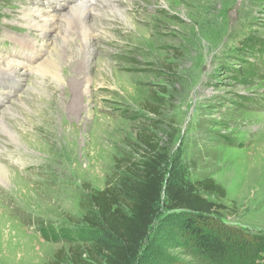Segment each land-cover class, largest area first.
I'll return each instance as SVG.
<instances>
[{"label":"rangeland","instance_id":"rangeland-1","mask_svg":"<svg viewBox=\"0 0 264 264\" xmlns=\"http://www.w3.org/2000/svg\"><path fill=\"white\" fill-rule=\"evenodd\" d=\"M76 2L0 0V75L17 81L0 86V122L15 141L24 135L12 142L0 130V165L15 175L0 178V264L85 256L91 191L133 179L146 142L168 157L166 176L177 162L189 182L211 178L225 190L209 198L217 214L192 228L238 258L230 240L241 238L219 223L264 237V71L245 70L264 49V0H97L65 22ZM45 15L60 20L47 22H57L41 39L47 55L36 29L49 27ZM11 35L40 50L33 66L8 59ZM165 204L134 264H213Z\"/></svg>","mask_w":264,"mask_h":264},{"label":"trees","instance_id":"trees-1","mask_svg":"<svg viewBox=\"0 0 264 264\" xmlns=\"http://www.w3.org/2000/svg\"><path fill=\"white\" fill-rule=\"evenodd\" d=\"M257 42H248L247 49L254 50ZM260 43V42H259ZM264 44V43H263ZM249 46V47H248ZM260 50V49H259ZM258 50V51H259ZM259 58L256 53L250 57L256 64L248 61L247 73L251 70L264 71V49ZM263 52V53H262ZM149 153L145 161L136 168V175L120 188L106 187L102 191H91L89 202L91 214L87 225L94 231L89 245L81 253L70 257V264H134L140 256L142 245L147 240L155 221L162 196L165 209L175 211L186 218L190 237L197 239L209 256L215 257L213 264H264V237L243 235L229 230L219 223L223 232L236 235L241 242H230L240 251L238 258L231 259L233 252L221 243L214 234L199 228H192L194 221L205 222L207 216L217 214L220 207L209 198L222 200L225 190L213 179L189 182L185 170L179 163L173 165L166 176L169 159L159 153L156 146L146 142ZM238 239V238H237ZM218 254V255H217ZM64 260L55 259L47 264H60Z\"/></svg>","mask_w":264,"mask_h":264},{"label":"bare ground","instance_id":"bare-ground-1","mask_svg":"<svg viewBox=\"0 0 264 264\" xmlns=\"http://www.w3.org/2000/svg\"><path fill=\"white\" fill-rule=\"evenodd\" d=\"M79 1V2H78ZM97 0H77V2L75 3V5H72V6H70L71 7V9H73V10H76V12L75 11H72L70 14H72V15H69V17H67V19H65V17L66 16H62L63 18H64V20H65V22H70L73 18V14H76V16L78 15V17L80 18L81 17V15H83L84 13H87V12H89L90 10H91V8H89L90 6H92L91 4H95V2H96ZM106 2V1H105ZM38 3H39V0H38ZM107 3V2H106ZM103 5V4H102ZM49 10V9H48ZM45 12H48V11H44L43 13H45ZM30 15V17H31V14H28V16ZM37 15V14H36ZM75 16V17H76ZM40 17V16H39ZM61 17V19H63ZM42 18V17H41ZM38 19V18H37ZM40 19V18H39ZM44 19L46 20V22L45 23H47V22H49V21H51V20H53V19H56V18H54V16L53 15H45L44 16ZM28 21V20H27ZM34 21V20H33ZM36 21V20H35ZM56 21H57V19H56ZM58 21H60V20H58ZM57 21V22H58ZM41 22V21H40ZM52 22V21H51ZM57 22H55L54 24H50V23H47V24H50L49 25V27H45L44 28V25H40L39 24V27L38 28H36V29H38L39 31H40V39H39V43L38 44H40V45H46L47 46V43H48V45L49 46H51V44L49 43V41H47V42H43V41H41V39H47V36H46V30H48V29H51V28H56L57 27ZM42 24V23H41ZM85 25V24H84ZM83 27V26H82ZM88 27V26H87ZM86 27V29H85V34H86V36L85 37H89V29ZM45 43V44H44ZM44 46H43V48H41V50H42V52L44 51ZM46 46H45V52L44 53H46V55H47V53H49V52H47V48H46ZM51 51V50H50ZM55 51H56V49H53V53H55ZM59 52V51H58ZM84 52V51H83ZM87 52H88V50H87ZM60 53V52H59ZM52 54V51H51V53H50V55ZM49 55V56H50ZM59 55V54H58ZM46 62V61H45ZM81 64H82V62H81ZM11 64H9V62L6 64V68L7 69H10V70H14L15 71V68H18V67H14L13 65L12 66H10ZM14 65H15V63H14ZM23 65V67L24 68H27V66H25L24 64H22ZM5 66V65H4ZM16 66V65H15ZM19 66V65H18ZM55 66V64H54V61H53V57L51 56L50 58H48V60H47V62L46 63H44V65L43 66H41V67H44L43 68V70H45V71H47L46 69L47 68H52V67H54ZM33 68V67H32ZM39 68V65H36L33 69H36V70H39V71H41L40 69H38ZM27 69H29V68H27ZM23 70V69H22ZM13 71V72H14ZM49 71H51L50 69H49ZM5 72V71H4ZM23 73V72H22ZM25 74V73H24ZM27 74V73H26ZM12 76V75H11ZM75 100V99H74ZM77 102V101H76ZM75 103V102H74ZM74 106V105H73ZM60 109V108H59ZM4 113V112H3ZM59 114V110H58V108H56V109H54V111H53V114ZM54 114V115H55ZM1 116V115H0ZM13 116V115H12ZM11 116V117H12ZM2 117V116H1ZM13 118V117H12ZM0 121H1V118H0ZM5 121V120H4ZM17 122V121H16ZM4 124H6V123H4V122H0V130H2L4 133H7V136L9 137V140H11L12 142L13 141H15V138L12 136L13 135V133L10 131L9 133L8 132H6V126H4ZM9 126V125H8ZM11 127V126H10ZM34 130H36V126H34ZM14 132V131H13ZM1 133V132H0ZM15 136H16V139H17V141H15V142H18V143H22L23 142V138H24V135H17V134H15ZM25 137H27V136H25ZM27 166H28V164H27ZM30 167V166H29ZM34 168V167H33ZM49 169V168H48ZM0 174L2 175L0 178H5V181L6 180H9L10 181V184L12 183V179L15 177V175H14V177H13V174L11 173V171L9 170V169H7V168H5V167H3V166H1L0 165ZM8 187V190H10L11 189V186L9 185V186H7ZM6 189V188H5ZM7 192V191H6ZM9 193V192H8ZM8 195V194H7ZM5 197V196H4ZM8 198V197H7ZM11 199V198H10ZM13 202V201H12ZM8 210V209H7ZM17 211H18V209H17Z\"/></svg>","mask_w":264,"mask_h":264}]
</instances>
